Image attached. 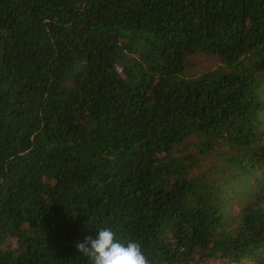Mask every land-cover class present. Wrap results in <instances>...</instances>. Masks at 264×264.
Segmentation results:
<instances>
[{"label":"trees","instance_id":"16d2710c","mask_svg":"<svg viewBox=\"0 0 264 264\" xmlns=\"http://www.w3.org/2000/svg\"><path fill=\"white\" fill-rule=\"evenodd\" d=\"M103 227L264 264V0H0V264Z\"/></svg>","mask_w":264,"mask_h":264},{"label":"clouds","instance_id":"9594fccd","mask_svg":"<svg viewBox=\"0 0 264 264\" xmlns=\"http://www.w3.org/2000/svg\"><path fill=\"white\" fill-rule=\"evenodd\" d=\"M76 247L88 264H149L139 242L118 239L111 227L98 229L95 238L86 236Z\"/></svg>","mask_w":264,"mask_h":264},{"label":"rangeland","instance_id":"374dc122","mask_svg":"<svg viewBox=\"0 0 264 264\" xmlns=\"http://www.w3.org/2000/svg\"><path fill=\"white\" fill-rule=\"evenodd\" d=\"M209 62H212L211 59L208 60H202L201 62H199L200 67H202L203 65L208 64ZM246 260L244 259L243 261H239V262H234V263H228V262H222V263H211V264H247Z\"/></svg>","mask_w":264,"mask_h":264}]
</instances>
